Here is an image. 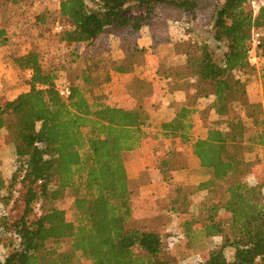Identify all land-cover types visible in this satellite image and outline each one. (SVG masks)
<instances>
[{
    "label": "trees",
    "instance_id": "trees-1",
    "mask_svg": "<svg viewBox=\"0 0 264 264\" xmlns=\"http://www.w3.org/2000/svg\"><path fill=\"white\" fill-rule=\"evenodd\" d=\"M213 2L0 0V48L13 47L8 58L28 86L12 100L0 98V138L14 147L17 175L0 177V264H180L169 255L164 236L188 247L199 237L202 243L220 237V247L199 264H264V105L250 103L247 93L256 72L248 59L249 40L252 28L264 30V6L254 14L246 9L249 0ZM36 7L41 11L35 14ZM211 9L213 39L225 48L221 59L184 29L172 45L183 62L158 61V77L185 93L171 119L150 115L145 100L153 96L154 84L143 78L131 81L132 108L106 98L101 87L113 72L130 74L145 64L148 50L137 43L144 27L155 50L169 41V26ZM46 21L53 40L80 68L73 78L65 65L46 61L53 42L38 30ZM105 37L123 54L110 63ZM260 79L264 97V71ZM66 82L68 98L59 93ZM203 99L211 100L201 109ZM211 110L218 119L208 120ZM196 114L203 115V137L193 132ZM149 140L155 142V171L134 178L124 154ZM189 149L199 161L197 172H188L180 189L169 187L158 215L136 216L133 182L151 183L157 174L171 183L187 168ZM247 152L261 165L263 181H247ZM18 184L23 210L7 221L5 210ZM67 191L72 219L58 205ZM200 192L203 199L195 202ZM173 220L175 235L166 229ZM227 247L234 248L232 260L222 257Z\"/></svg>",
    "mask_w": 264,
    "mask_h": 264
},
{
    "label": "rangeland",
    "instance_id": "rangeland-1",
    "mask_svg": "<svg viewBox=\"0 0 264 264\" xmlns=\"http://www.w3.org/2000/svg\"><path fill=\"white\" fill-rule=\"evenodd\" d=\"M213 4L214 5H219L222 4L224 0H213ZM36 13H38L39 11H41L40 7H36ZM246 9L250 11L249 9V4H246ZM1 15V13H0ZM211 16H212V9L211 10H207L202 12L200 15H187L185 16V18H183V23L182 26L179 25H171L169 26L168 29V35L169 31H171L172 33H175V35H177L178 33H181L183 35V31L184 29H186V31L189 33V35H191L193 37V39L197 40V41H204L206 42L207 46H209L210 48L214 49L215 51V56L218 59H221L223 56V52L225 50L224 46L222 44H218L214 41L213 39V32L209 27V23L211 20ZM45 25H39L38 26V30L39 31H44V33H46L49 37V41H52L53 44H51L52 50H50L48 56H47V63H59V64H63L67 67L68 70V78L70 77H74V75H76L80 68L76 65L77 62L73 61L72 55L70 54L68 49H62L61 46H59V44H57L56 41L53 40L51 34H49L50 32V21H46L45 23H43ZM188 27V28H186ZM36 32V31H35ZM185 32V31H184ZM263 36H264V30L262 31ZM38 34V33H37ZM31 35L35 36L36 33H32ZM40 35H44V34H40ZM174 35V36H175ZM40 37V36H38ZM105 41L107 43V45L110 47V53H106V58L107 60H113L116 59L118 56H120V51L117 49L116 43L115 41L111 38V37H105ZM159 47V49H157V51H148L149 56H147L146 58V69L144 71H146L147 76L151 77V73H154V68H155V64L158 61V57H161L164 61H166L169 65H174V64H179L182 63L184 58L182 56H177L173 54L172 48L170 46L165 45L164 43H161L160 45L157 46V48ZM60 52V54L58 53ZM59 55V56H58ZM157 58V59H156ZM68 65V66H67ZM70 65V66H69ZM256 72L253 73L251 76H249L248 79V85L250 87V92L255 93L256 90L260 89V85H261V79H260V73L262 71H264V66L259 67V68H255ZM70 80V79H69ZM71 81V80H70ZM163 81V80H161ZM160 81V82H161ZM159 82V85H164L165 82ZM21 85V84H20ZM166 85V84H165ZM173 84H170L168 82V86H158V89H161L162 91H164L165 87H169V91L172 92L173 90ZM24 85L19 86V90H22V88ZM125 86V85H124ZM252 87V90H251ZM116 87L115 89L113 88V86H110L108 83H105L102 87L101 90L105 93L106 98L109 99H114L117 96V103L121 106H123L124 108H132L134 105V97L132 96V92L130 90V87L125 88H119ZM262 88V86H261ZM124 92H126V95L124 96ZM164 93V92H163ZM161 92V94L157 95L156 98H148L145 100V103L147 105V107L149 108L150 104L152 102H157L159 101V103L157 102V107H154V109L158 110L160 108V106L163 104V112L165 113V115L169 113H171L173 110H175L176 108H178V103H176L174 100H171L172 98H169V96L162 95L163 94ZM250 93V94H251ZM123 94V95H122ZM173 94V93H171ZM257 95V94H256ZM119 97V98H118ZM262 97H263V93H262ZM160 99H164L163 102H160ZM153 99V100H152ZM150 100L152 101L150 103ZM263 101H264V97H263ZM208 103H210V99H203L199 102L200 108L203 109ZM167 113V114H166ZM208 120L213 121L218 119L217 114L214 111H207L206 112ZM202 114H196L194 117V135L198 136V137H203L205 136L206 133V127L204 126L203 120H202ZM248 135H252V133L250 132V130L248 131ZM146 149H145V153L140 154V158H145V163L146 166L145 168L142 170L145 171H155V167H156V151L154 152L153 147L155 146V143L151 142H147L146 143ZM6 147H4L5 149ZM145 148V147H144ZM158 149V148H156ZM158 152V151H157ZM145 156V157H144ZM253 155L251 154V152H247L245 154L246 159L249 160L248 162V174L246 176V179L249 183L254 184L256 182H261L262 177H261V165L256 162V161H252V157ZM193 159H195V162L192 161L191 159H187V168L189 169L190 167H192L193 172H197L198 168H196V166L199 165V161L197 160V158L195 156H191ZM132 154L127 152L124 154V161H130L132 160ZM4 159L6 161V167H7V171L9 172V174L14 177H17V175L14 173L15 172V166H14V162H13V152L10 151H6L4 150ZM251 160V161H250ZM9 161V162H8ZM8 162V163H7ZM183 171V170H182ZM179 171L178 172V176L175 177L173 179V181L171 183L168 182V180H166L163 177H160L159 175H154V180L153 182L149 183V182H144V180L140 181V185L138 186V181L133 182V185L135 188H137L136 192L137 195L134 198V205H135V215L142 217H154L156 215H158L160 213V209L161 207H163L165 205V202L168 198V192H169V187L170 186H176L177 189H180V187H182L183 184H185V182H187V179L190 177V175L188 173H186V171L182 172ZM182 172V174H181ZM154 173V172H153ZM10 177V178H11ZM193 177H198V178H193L194 181H198L199 178V174L196 173L194 174ZM180 180H178V179ZM263 181V180H262ZM15 192L13 194V201L16 199V202H11L9 203V205H7L6 207V215L5 216V220L7 221H11L12 218H15L17 216H20L23 210V203L19 200L20 196H21V187L20 185H16L15 187ZM72 202H73V197L71 195V193L69 191H67L65 193V196L59 201L58 205L63 208L65 210V214L66 217L68 219H72L73 218V210H72ZM40 211H39V204L35 205L34 208V212H33V216L37 217L39 215ZM228 214H223L222 216H226ZM9 217L11 219H9ZM176 221V220H175ZM173 220V222L171 221L169 225H167L166 229L167 232L170 233L171 235L173 233H175V222ZM195 224L198 225L197 222H195ZM175 235V234H173ZM7 241V240H6ZM177 241V238L175 237H165L164 236V245L167 246V251L169 253L170 256L174 257L177 261H179L180 264H199L200 261H205L210 254L212 253V251H214L215 249H218L221 245V238L220 237H210L208 239L204 240V243H202L203 240L200 239V237L195 240V242L193 243V245L191 247H188L185 243L181 244V243H177L175 244ZM175 244V245H174ZM204 247V248H203ZM2 250V248H1ZM234 256V248L232 247H227L224 249L223 251V255L222 257L226 260H232Z\"/></svg>",
    "mask_w": 264,
    "mask_h": 264
},
{
    "label": "crops",
    "instance_id": "crops-1",
    "mask_svg": "<svg viewBox=\"0 0 264 264\" xmlns=\"http://www.w3.org/2000/svg\"><path fill=\"white\" fill-rule=\"evenodd\" d=\"M167 32H168V30H167ZM169 34H170V36L169 35L167 36L169 41L165 42L164 44L167 45V46H170L172 48L173 47L172 46L173 42L176 41V40H179L183 35L181 33H178L177 35H175V33H172L171 31H169ZM137 43H138L139 47H144L149 52L150 51H155L156 52L157 49H159V47H158L155 50H152V48H151L152 38L149 35V29L147 27H144L142 29L140 37L137 40ZM15 47H17V46H15ZM18 47H20V46H18ZM12 49H13V47H2V48H0V98H2L4 100H12L17 95H19L20 93L26 92L28 90V86L23 84L22 82H20V80L18 79L17 74H16V68L14 67L13 63L8 58V54H9L10 50H12ZM119 51H120V56H118L116 59H113V60H110V61L108 60L109 63L113 62L114 60H117V59H119V58H121L123 56L121 50H119ZM172 51H173V49H172ZM147 56H149V54ZM160 58L161 57H158V61H159ZM158 61L155 64L154 73L153 72L151 73V77L147 76L146 71H144L146 69V63H145L144 65H142L141 67L136 69L135 72L130 73V74H119V73L113 72L112 75H111V79L109 80L108 84L110 86H113L114 89L116 87L128 88L131 85V81H132L133 77L136 76V77H138L140 79L143 78V79H146L148 81H151L154 84L155 92H154L153 96L150 97V98L154 99V98L157 97V95L161 94V92L162 93L164 92L162 95H165V93H166V96H169V98H172L171 100H174L176 103H178V105L183 103L185 101V93L183 91L179 90L175 86V83H173V85H172L174 87L172 92L169 91V89H168L169 87H167V88L165 87L164 91H162L161 89L157 88V85L161 86V87L168 86V82H169L168 80L161 81L162 79H160L158 77V75L156 73V68L158 66L157 65ZM160 81L161 82H165L166 85L165 84L164 85H162V84L159 85ZM20 84L24 85L23 86L24 88H22V90H19V88H18L19 86H21ZM251 90H252V87H251ZM171 93H173V94H171ZM247 93H248V98H249L250 103H252L254 105L255 104L262 105V106L264 105V101H263V97H262L261 85H260V89L256 90V92L253 93V95L250 92V87L248 85L247 86ZM125 95H126V92H124V96ZM109 100L110 101L111 100H114V101L116 100L117 101L118 99H117V96H116V98L109 99ZM159 100H160V102L164 101V99H160V98H159ZM151 102L152 101L150 100V103ZM157 102L159 103V101H157ZM157 102H152L150 104L149 108L147 107L148 112L150 113V115L153 118L157 119V120H169V119H171L173 117L174 110L171 113H169V112H168V114L166 113L167 115H165V113L162 110L163 109V104L160 106V108L158 110L154 109V107H157ZM151 142L155 143L154 141H150L149 140V143H151ZM145 145L146 144H144L138 150H134V151L129 152V153L132 154V157H133L132 160L124 161L128 173H130V176H132L134 178H136L146 166L145 158H140V154L144 155V153L146 152L145 151V149H146ZM4 147H6V148L4 149ZM4 150L13 152V158H14V147L11 144L4 143L2 141V139L0 138V177L5 179V180H7V179H9L11 177V175L7 171L6 161L4 159ZM188 152H189V157L188 158L195 162V159H193L191 157V156H194L191 153V149H189ZM258 152H261V151H258ZM196 168L199 169L200 168L199 165L196 166ZM192 169L193 168L190 167L189 169H185L182 172L186 171V173H188V172L192 171ZM182 172H181V174H182ZM177 176H178V172L175 174V177H177ZM178 180H180V179H178ZM204 194H205V192H200L197 195H195L194 196V201L195 202L201 201L203 199ZM3 208H4V204L0 200V213H1V211H3Z\"/></svg>",
    "mask_w": 264,
    "mask_h": 264
},
{
    "label": "built area",
    "instance_id": "built-area-1",
    "mask_svg": "<svg viewBox=\"0 0 264 264\" xmlns=\"http://www.w3.org/2000/svg\"><path fill=\"white\" fill-rule=\"evenodd\" d=\"M51 2H54L56 0H49ZM249 9L254 14L258 12V10L264 6V0H249ZM184 23H174L173 25H179L182 26ZM56 31L61 30V26L55 27ZM262 38L263 33L258 28H252L251 30V36L249 40V54L248 59L252 66L259 68L264 66V52L262 49ZM59 93L62 97L68 98L71 94V89L69 83H64L59 88Z\"/></svg>",
    "mask_w": 264,
    "mask_h": 264
}]
</instances>
